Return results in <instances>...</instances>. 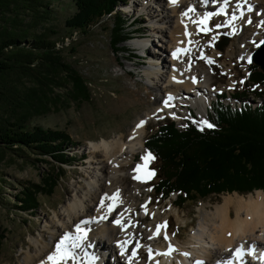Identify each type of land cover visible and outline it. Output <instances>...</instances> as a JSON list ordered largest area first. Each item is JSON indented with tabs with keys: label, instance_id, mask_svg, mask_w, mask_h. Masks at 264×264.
<instances>
[{
	"label": "rangeland",
	"instance_id": "374dc122",
	"mask_svg": "<svg viewBox=\"0 0 264 264\" xmlns=\"http://www.w3.org/2000/svg\"><path fill=\"white\" fill-rule=\"evenodd\" d=\"M133 4L134 0H125L117 6L125 20L124 27L127 37L121 43V46L126 50L125 53L115 52L111 47L107 30L111 26L112 20L110 18H105L101 24L94 26L87 35L74 33L73 41L68 38L64 39V49H61L62 57L66 62L71 63L82 77L88 81L91 93L89 100L72 101L67 96L68 87L62 85L54 89V96L44 98L45 103L41 108L38 107L40 105L39 101L34 98L37 108L26 115L27 130L39 126L43 129L62 130L67 133L69 143H67L66 152L64 153L66 159H68L67 164L40 157V155L26 147H22V151L5 150L3 154H0V227L4 235L0 264H22L27 251L30 253L35 252V247L31 245L30 238H39L43 243L52 240L49 231L46 232L45 230V224L50 222V226L52 224L53 228L54 225L56 227L58 223L55 221V212H59L73 198L76 190L75 185L84 186L87 183L89 171H92V167L90 168L88 164L91 143L102 139H112L121 132L125 134L139 116L154 110L155 96L162 97L161 95L166 92L164 86H161L159 92L151 88L152 86H158L161 81H153L151 77L144 73V69L152 64V62H149L150 59L152 61L154 58L160 57L163 59V68L162 65L159 67L155 65V67L160 74L163 73V76L168 73L169 63L167 59L169 54L165 48L167 47L166 41L169 38L170 24L158 20L153 21L149 17L140 19V16L144 14L140 10V5L146 6L150 4V0H140L135 10L132 9ZM162 4H166V1L153 2L151 5L155 8L152 11L158 13L156 11L160 9L159 6ZM231 4V12H226L224 16L214 17V21L210 23V26L208 24L204 25L209 31H205L208 34L203 36L201 34V43L204 42V45H210V40H214V46L209 49L211 54L217 52L216 54L223 53L226 55L227 51H231L228 50L231 45L236 48L233 54L230 55L231 58L230 56L220 57L209 63L208 61H212V59L202 53L200 57L204 58V64L190 63L191 65H197V69L204 73L209 80V89L213 92L210 99H205L206 110L200 104H197V108L191 110L189 107L182 108L179 106V101H175L178 103H174L177 104L174 108L179 111V116H181L180 120L175 123L178 128H183L186 122L203 121L206 115L209 116L212 110L211 102L218 98V92H221L222 101L228 105L233 103L242 105L247 102L254 106L258 103H264V84L256 85L252 83V76L256 72L253 68L254 63L248 62L249 55L246 49L248 48L252 53L257 48L256 45L264 40V18L253 16V8L251 11L249 9L247 12L245 11V15L239 16V18L235 15L236 19H233V17L231 18L232 14L238 10L233 7V5H237L234 1ZM48 7L50 17L43 25L50 26L57 32L52 39L58 40L68 37L69 31H67L64 21L76 11L75 0H49ZM259 10L261 13L264 11V4ZM238 14L241 13L238 12ZM199 15L195 9L192 16L198 17ZM217 25H221V27H217ZM145 26H160L166 29V32H163V34L152 30L148 32L143 30L144 32H142V28ZM137 27L141 30H136ZM161 38L163 40H160ZM220 42H224V44L219 48L218 44ZM137 43L147 45L153 56L151 58L143 57L145 47L139 46L140 50H137ZM154 49L161 54H154L152 52ZM199 53L201 54V52ZM242 57L244 60L239 63L238 59ZM213 63L217 64L218 68ZM230 64L235 65L233 71L227 70L231 66ZM23 82V88L33 86L31 82ZM236 94L242 95L237 97ZM0 114L3 115L0 118V121L3 122L8 116V112L4 111ZM156 114H153L149 119L144 143L162 121L170 119L168 117L169 112ZM145 148L140 150L136 159L132 161L133 163L141 162L144 164L142 157L147 154ZM152 156L155 159L148 163V170H154L155 175L147 181L131 179L132 181L130 180L129 183L125 184L123 194L128 197L133 195L135 199L139 196L136 200L135 214L142 216L143 219L138 220L135 224L137 226H135L136 235L139 236L143 230L147 231V226L151 222L154 223L153 226L163 225L164 222H167V239H165L166 233L163 232L164 227H162L159 232L161 239L158 242L167 244L169 249L173 248L172 252L176 257L181 255L180 245L182 246L184 241L189 239L192 232L198 228V222L205 211L212 210L213 205L222 202L224 196H234L236 194L247 196L256 191L245 194L235 191L222 192L211 194L196 201L185 200L183 203H178L175 192L166 195L156 191L157 182L161 178V161L157 156ZM98 158L102 160L104 157L100 154ZM135 163L133 169L137 166V163ZM55 168L58 170L56 175L58 179L54 192L48 196L39 194L38 207L30 211L19 209L18 206L22 205L20 197L24 188H29L32 183L34 185L41 184V177L46 174L55 176L53 174L56 171ZM95 171L98 174L102 173L100 168H95ZM137 194L139 195L136 196ZM144 201L148 205L147 208L154 209L155 213L158 212L157 218L153 217L150 211H148L146 217L143 215L145 211L141 207ZM171 202H173L172 205ZM152 239V236L145 235L142 243L153 241ZM99 240L101 246L107 245L106 242H103V239ZM136 242L137 240L134 241V244ZM131 247L132 245L128 247V251ZM138 256L140 260L151 259V255L146 248L140 249ZM108 261L111 263L109 258L107 263Z\"/></svg>",
	"mask_w": 264,
	"mask_h": 264
},
{
	"label": "trees",
	"instance_id": "16d2710c",
	"mask_svg": "<svg viewBox=\"0 0 264 264\" xmlns=\"http://www.w3.org/2000/svg\"><path fill=\"white\" fill-rule=\"evenodd\" d=\"M123 1L75 0L76 11L64 21L69 36L53 40L57 32L43 25L50 17L49 0H0V113L8 112L0 121V154L26 147L40 157L67 164V133L39 126L27 130L26 115L37 108L34 98L41 108L44 98L54 96V89L62 85L68 87L67 96L72 101L89 100L88 81L62 57L64 39L73 41L74 33L87 35L110 18L111 47L125 53L121 46L127 37L125 20L117 9ZM253 68L252 83L264 84V72L256 65ZM23 81L33 86L23 88ZM211 108L203 121L214 127L189 121L178 128L167 120L145 141L147 150L161 161L156 191L166 195L175 192L178 203L222 192L264 190V103L255 108L245 102L242 106L228 105L218 96ZM57 172L42 176L41 184L25 187L19 209L30 211L38 207L39 194L51 195L57 186Z\"/></svg>",
	"mask_w": 264,
	"mask_h": 264
},
{
	"label": "bare ground",
	"instance_id": "6f19581e",
	"mask_svg": "<svg viewBox=\"0 0 264 264\" xmlns=\"http://www.w3.org/2000/svg\"><path fill=\"white\" fill-rule=\"evenodd\" d=\"M165 1L166 4L159 6L160 9L156 11L158 13L152 11L155 7L151 4L153 2L161 3V0H150V4L140 5V10L144 12L140 19L149 17L150 20L170 24L169 38L166 41L167 47L165 48L169 54L167 59L169 63L168 73L165 71L166 76L164 75V78L163 73L160 74L155 67V65L158 67L162 65L163 68V59L160 57H156L152 61L150 59L149 62H152V64L144 69V73L151 77L153 81H161V85L158 84V86H152L151 88L159 92L161 86H164L166 92L161 95L162 97L155 96L154 110L139 116L125 134L121 132L112 139H102L91 143L89 146V162H86H88L90 168L92 167V171H89L87 183L84 186L75 185L76 190L73 198L59 212H55V221L58 223L56 227L54 225L53 228L52 224L49 225L50 222H46L45 230L46 232L49 231L52 237L51 241L43 243L39 238H30V243L35 247V252L30 253L27 251L22 264H41L42 261H46L47 256L55 250V244L65 234L71 237L66 242V246L74 254V259L69 257L67 261L61 262V264H80L82 262V264H188L190 260H193L192 264H196L197 261H202L203 264H228L229 261H231V264H264L263 190H256L247 196L236 193L234 196H224L223 201L214 204L212 210L205 211L198 222V228L192 232L190 238L184 241L182 246L180 245V256L176 257L172 252L173 248L170 251L167 244L158 242L161 235L156 234L154 223L151 222L147 226V231L143 230L139 236L135 233L136 222L143 219L142 216L135 214L136 200L139 194L136 195L138 197L135 199L133 195H129V197L124 195L123 191L125 190V184L129 183L134 176L140 174L134 172L133 164L135 162L132 161L136 159L141 148H144V136L149 119L156 113V115H160L169 112L171 116L179 115V111L174 108L177 106V104H174L175 101H179L180 107L200 104L206 110L205 99H210L213 91L209 89V80L204 73L197 69V65L204 64V58H201L200 55L203 53L213 61L220 57H229L236 48L231 45L228 49L231 51H227L226 55L223 53L216 54L217 52L211 54L209 49L214 46V40H210V45H204V42L201 43V34L202 36L208 34L201 31V28L207 24L210 26V23L214 21V17L224 16L226 12H231L232 1L237 4L233 7L238 11H235L236 13L232 14L231 18L235 15L238 18L245 15L244 12H247L249 7L254 8V12L252 11L253 16L264 18V11L261 13L259 10L264 4V0H227V3H225V0H178L175 5L171 4L170 0ZM138 2L140 0H134L133 10L137 9ZM189 8L196 9L200 15L194 17L192 16L194 11H192L185 16L184 13ZM238 12L241 14H238ZM207 13L216 14L210 16L204 25L194 23V21L198 22L202 19ZM145 27L142 28V32H144L143 30H146L145 32L152 30L162 34L166 32V29L160 26ZM139 29L137 27L136 30ZM160 40H163V38ZM136 45H138L137 50H140L141 46L145 47L143 57L151 58L153 56L147 45L138 43ZM178 48L182 51L174 57L173 53ZM246 49L250 57L251 50ZM152 52L161 54L156 49ZM192 62L197 63V65H191ZM214 66L218 68L217 64ZM233 67L235 65L229 66L227 70L233 71ZM169 96L172 97L171 100L168 99ZM166 100L168 101L167 106L164 103ZM141 121H145V123L141 127H137ZM100 154L104 157L102 160L98 158ZM137 164L143 165L141 162ZM95 168H100L102 173L98 174ZM125 170L127 171L125 172ZM117 191H119L118 200L113 201L107 198ZM101 201H103V207H101ZM172 204L173 202H171ZM108 205H114L111 212ZM147 207L148 205L144 201L141 209L150 211L153 217L157 218L158 212L155 213L154 209ZM117 219L121 221L120 224L113 222ZM77 225L84 229L86 238L80 241L79 248H73L72 244L76 241V237L81 235L76 230ZM163 232L168 234L166 228H163ZM145 235L152 236L153 241L142 243ZM99 239H103V242H106L107 245L101 246ZM135 240L137 242L134 244ZM131 245L132 247L128 251V247ZM238 247L244 249L243 257L240 259H237L235 255V250ZM142 248H146L149 253L151 250V259L140 260L138 253ZM250 249L253 251H250ZM92 257H95V259L93 260ZM108 258L111 263L109 261L107 263Z\"/></svg>",
	"mask_w": 264,
	"mask_h": 264
},
{
	"label": "snow or ice",
	"instance_id": "6c2138e0",
	"mask_svg": "<svg viewBox=\"0 0 264 264\" xmlns=\"http://www.w3.org/2000/svg\"><path fill=\"white\" fill-rule=\"evenodd\" d=\"M170 3L175 5V4L178 3V0H170ZM225 3H227V0H225ZM192 11H194V9L189 8L188 11L184 13V15L187 16L188 13L192 12ZM221 11H223V9H221ZM249 11H251V7H249ZM215 14L216 13H207V14H205V16L202 19H200L198 22L194 21V23H198V25H204V24H206V22L209 19V17L212 16V15H215ZM233 19H236V17L234 16ZM217 27H221V25H217ZM201 31H209V29L201 28ZM260 45H264V41H261L260 44L256 45V47H260ZM181 51H182V49L178 48L176 50V52L173 53V56L175 57L177 55V53H179ZM241 59H243V57ZM208 62L212 63L213 61L209 60ZM248 62L249 63L252 62V58L251 57H248ZM168 99L171 100L172 97L169 96ZM164 103H165V106L168 105V101L167 100ZM144 123H145V121H141L137 125V127H141ZM200 124H202V125H204V126H206L208 128L214 127V125L209 123L208 121H201ZM201 130H203V128H201ZM154 159H155V157L152 156V154L150 152L147 153L146 155H144L142 157V160L144 161V164L143 165L137 164L136 168L134 169V172L141 173V174L140 175H136L133 178L137 179V180H141V181H147V180L151 179L155 175V172H154V170H148V163L151 160H154ZM107 198L111 199L113 201L118 200L119 199V191L114 193L111 197H107ZM103 206H104L103 201H101V207H103ZM108 208H109V211L111 212L113 210V208H114V205H108ZM101 218L103 219L104 217H101ZM113 222L116 223V224H120L121 223V221L118 220V219L113 221ZM162 227L166 228L167 227V222H164L163 225H157L156 226V234H159L160 229ZM76 230H77L78 233H81V235L76 237V241L72 244L73 248H79L80 247V241H82L83 239L86 238V232L84 231V229H82L80 227V225H77ZM70 239H71V237L69 235L65 234V236L61 240H59V242H57L55 244V250L52 253H50L47 256L46 261H42L41 264H49V262H50V264H61V262L67 261V259L69 257H72L74 259V254L66 246V242L68 240H70ZM165 239H167V234H165ZM121 247H123V246H121ZM170 251H171V248H170ZM250 251H253V250L250 249ZM150 254H151V250H150ZM164 254H168V253H164ZM243 254H244L243 247L236 248L235 255H236L237 259L242 258ZM185 255H187V254H185ZM92 259L94 260L95 257H92ZM196 264H203V262L202 261H197ZM228 264H231V261H229Z\"/></svg>",
	"mask_w": 264,
	"mask_h": 264
},
{
	"label": "water",
	"instance_id": "95a60500",
	"mask_svg": "<svg viewBox=\"0 0 264 264\" xmlns=\"http://www.w3.org/2000/svg\"><path fill=\"white\" fill-rule=\"evenodd\" d=\"M264 41V40H262ZM224 42L219 43V47H221ZM260 44V43H259ZM252 61L260 67V69L264 72V45H260L256 50H254L252 56Z\"/></svg>",
	"mask_w": 264,
	"mask_h": 264
}]
</instances>
